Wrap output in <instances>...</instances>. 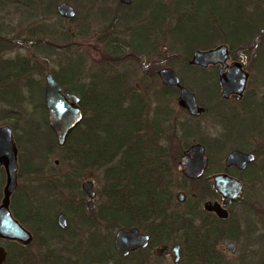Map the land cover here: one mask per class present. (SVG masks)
Instances as JSON below:
<instances>
[{"label":"rangeland","instance_id":"rangeland-1","mask_svg":"<svg viewBox=\"0 0 264 264\" xmlns=\"http://www.w3.org/2000/svg\"><path fill=\"white\" fill-rule=\"evenodd\" d=\"M60 1H67L75 8V18H62L56 13L55 6ZM156 1L159 2V6H166L170 14L166 18L165 28L162 29L160 27H162V19L165 15L163 8L158 7L156 12L151 14V17L149 15L148 22L158 29L154 31V35L150 38L146 51L139 56L129 46V29L133 25L131 22L126 21V19L134 18V6L129 8L118 6L117 0H7L3 5H0V42L10 48L9 51L4 53L3 57L19 56L29 60L35 66L36 69L31 77L34 79L32 81L36 82L41 88L42 94L45 85L44 76L47 72L58 71L61 78L77 74L73 79L64 78L66 85L74 88L79 87L91 75L98 74V72H125L126 76L129 77L130 84L146 96L151 108L158 107L162 111L163 145L169 150V159L173 164L172 177H174L175 184L181 185L184 183L183 165H179L178 162L181 161L183 155V152H180L179 149H182L184 142L189 146L194 142L206 141L210 144L211 151H222L223 155L235 147L231 133L232 116H230L233 112L234 101L221 99L219 85L216 87L214 83V81L218 82L216 68L211 66L198 68L188 65L187 60H189L192 53L189 55L184 53L179 43L174 42V40L178 41L175 37L179 33L174 31L171 33L169 30L176 23L175 16H171L173 0ZM253 1L255 4L264 6V0ZM188 2H190L187 11L188 16L182 22V32L189 34L190 42L194 43L193 38H197L200 41L207 42L206 48L223 43L229 46L228 42L223 41L222 34L224 32L231 33L236 40H246L235 44L233 49L229 46L232 54L230 61H239L249 73V91L251 95L255 96V102L259 103L258 101L264 97V73L259 72L255 56L264 50V19L256 21L253 5L246 7L243 2V8L240 9L238 0H188ZM139 15L141 14L136 13L137 17ZM144 16L142 14L141 19ZM40 25H45L52 31L57 30L55 31L56 35L52 34V37H48V30H45L44 37L40 40L38 39L42 36L41 34H37L35 37L30 36V32L38 30ZM212 29L219 31V35L210 38L208 33ZM252 31L254 32L252 33ZM135 39L137 40L136 43L142 46L145 45L143 39H138L136 36ZM163 47H165L164 50H162ZM39 48L48 49V52H40L41 49ZM66 58L73 61L70 64V70L61 74V69L63 66H67L69 62ZM164 67L174 69L182 84L195 93L198 102L206 108L202 116L193 118L178 105V91L165 93L163 83L158 76V70ZM205 76L210 78L209 83L204 80ZM24 82V78H20L14 81V84L22 90V98L28 102V95L23 87ZM72 91L78 94L77 90ZM214 93L216 94L213 96ZM209 95L213 97H209ZM27 108L32 110L34 108L33 104L30 103ZM254 120H256V117L250 114L240 116L235 123L236 130L244 134L247 133ZM3 124L11 127L10 122L0 123V125ZM185 128H188L189 133V137L186 138H184ZM13 136L14 140L15 137L18 138V143L16 140L15 142L23 161L24 169L17 179V187L23 193L29 192L28 189L31 184H38L43 180L47 181L50 176V178L53 177V174H67L68 168L61 163L60 157L50 155L42 160L43 167L40 168L38 177L34 176L36 180L33 179L32 176L27 174L31 153L25 146V137L21 132L16 134L13 132ZM51 163L53 164L51 165ZM0 172L3 173L2 170ZM87 180L92 181L96 193L93 199L94 210L100 201L99 191L103 181L101 172L92 170L75 180L80 191L66 189L60 192L55 189L54 192H48L56 198L53 200L55 205H49L43 200L41 208L43 216L47 218L49 216L55 220L57 213L63 211V207L69 204L76 210L82 207L83 211L94 217V213H91V210L87 207L88 196L81 189L82 183ZM4 181L3 179L0 185V201ZM177 190L175 195L178 192ZM30 191L32 192V190ZM184 192L187 199L191 198L189 190L185 189ZM194 193H196L195 198H200L204 196L206 191L195 190ZM29 202L30 200H26L24 202L25 206ZM184 208L185 206L178 207L181 211ZM65 216L68 231L58 232L52 236L39 232L35 237L34 242L27 250L32 264H42L41 260L44 254L49 253L48 247L43 244L47 243L49 248L55 249L54 251H61L63 254V250L58 249L62 243L67 242L70 246L73 243L85 245L89 241L90 231L80 227L76 211L72 215ZM182 218L185 219L184 216ZM91 219L93 220V218ZM239 224L242 229L244 228L247 231L252 227V222L246 219L241 220ZM256 226L258 229L255 233L264 236V222H259ZM177 228L179 230V226ZM117 230L118 228H115L112 232L102 230L101 235H107L113 246ZM182 230L183 228L181 232ZM239 242L241 246L238 244L237 250H260V247L264 249V239H261V244L252 245V248H250V235L249 239L247 235L240 237ZM226 243L227 241L220 243L218 248L224 250L227 257L230 258L228 260L233 263L231 253L225 248ZM1 244L6 245L5 242H1ZM63 255L67 256L66 253ZM139 257L141 262L145 260L142 259V255ZM135 260L136 258L132 256L124 264H130L131 261ZM150 260L151 264H172V256L170 255L159 258L152 256ZM140 261L138 262L140 263Z\"/></svg>","mask_w":264,"mask_h":264},{"label":"trees","instance_id":"trees-1","mask_svg":"<svg viewBox=\"0 0 264 264\" xmlns=\"http://www.w3.org/2000/svg\"><path fill=\"white\" fill-rule=\"evenodd\" d=\"M6 1L0 0V5ZM243 2L246 7L253 5L256 21L264 19V6L255 4L253 0H238L240 9L243 8ZM189 3L188 0H173L171 16H175L176 23L169 29L171 33L173 31L179 33L175 37L178 41L174 40V42L179 43L184 53L188 55L199 48L205 49L207 44L206 41H200L197 38H193L195 42L192 43L189 34L182 32V22L188 16ZM147 6L144 21H131L133 26L129 29V46L138 56L146 51L150 38L158 29L148 22L149 15L151 17L157 7L151 5L148 8ZM160 7L166 15L162 19V27H160L162 29L165 28L164 24L170 13L166 6ZM130 20L129 18L128 21ZM44 27L45 25H40L38 30L30 32V36L35 37L41 34L42 36L38 39L40 40L44 37L45 30H48L49 34L46 32L48 37H52V34L56 35L57 30L52 31ZM208 35L210 38L218 36L219 31L212 29ZM222 35L223 41L228 42L231 49L235 44L246 41L236 40L231 33L224 32ZM135 36L143 39L145 45L136 43ZM9 49V46L0 42V123L10 122L15 134L21 132L24 135L25 146L31 153L27 174L33 179H35L34 176L38 177L40 168L43 167L42 160L50 155L59 156L61 163L68 168L67 174L56 173L47 181L31 184L28 189L30 193H23L17 187L11 195V209L14 216L32 229L34 237L40 231L47 236L68 231V226L64 229L58 228L54 218L41 215L39 210L42 208L43 200L49 205H55L53 200L56 198L48 192H54L55 189L60 192L66 189L79 190L75 180L92 170L100 171L103 181L99 191L100 201L96 208L91 210L94 217L89 216L82 207L76 210L67 204L62 209L67 216L76 211L80 227L90 231L89 241L85 245L73 243L70 246L67 242L62 243L58 249L63 250V254L66 253L67 256L61 251L49 248L47 243L43 244L48 247L49 253L44 254L41 263L89 264L112 258L115 264H124L125 260L118 257L113 250L111 239L107 235H101L102 230L112 232L115 228L130 226L148 229L149 226L154 225L153 231L156 233V238L160 241L169 240L173 232L171 224L174 222L169 218L174 208L176 184L172 177L173 164L169 159V150L162 141L164 130L161 109L151 108L146 96L130 84L125 72H98L91 75L79 87L74 88L66 85L64 78L73 79L77 74L61 78L59 72L54 71V77L65 90L78 91L83 111L82 121L70 132L66 142L59 146L55 134L47 123V111L41 88L32 81L34 79L31 76L36 69L35 66L29 60L19 56L3 57ZM39 49H41L40 52H48V49ZM255 57L259 72L264 73V50ZM67 60L69 62L67 66H63L61 74L70 70L73 60ZM20 78L25 80L23 87L28 95V102L22 98V90L14 84V81ZM163 86L165 93L178 91L176 87L164 84ZM30 103L34 107L32 110L27 108ZM184 134V138L189 137L188 128L184 129ZM17 139L15 137L18 143ZM187 146L184 142L182 149H179L180 152H183ZM17 160V176H19L24 169L20 150H18ZM0 170L4 173L3 168ZM3 173L0 172V185L3 179L5 180ZM35 180L33 181L36 182ZM26 200H30L27 206L24 204ZM32 206H34V212L31 209ZM204 227L189 228L183 241L187 250H191L194 257L197 255L198 264H216V261L215 263L212 261L214 258L211 251L216 250V243L221 236L216 228ZM185 230L182 231L185 232ZM6 244L8 254L4 264H32L27 251L32 243L25 246L8 241ZM131 262L130 264H141L138 260Z\"/></svg>","mask_w":264,"mask_h":264},{"label":"flooded vegetation","instance_id":"flooded-vegetation-1","mask_svg":"<svg viewBox=\"0 0 264 264\" xmlns=\"http://www.w3.org/2000/svg\"><path fill=\"white\" fill-rule=\"evenodd\" d=\"M117 5L125 8L134 6L133 12L135 16L130 21L126 19L127 22H131V21L136 22V20L138 21L144 20V17L143 19H141V15L143 14L144 16L145 8L147 5L148 8H150L151 5H154L157 8L160 7L159 2L156 0H130V3L128 4L123 3L120 0H117ZM136 13H139L141 15L137 17ZM225 45L228 47V51H229V59L227 62L228 64H231L236 60L230 61V59L232 58V54L230 53L229 46L227 44ZM217 46L218 45L205 49H199V50H208L211 48H215ZM189 60L187 61L188 64H189ZM189 66L198 67V68H206L211 66L213 68H216V75L218 82L214 81V83L216 84V87H218L219 85L220 88L219 95L221 99L234 101V105L232 109L233 112H231L230 116H232L231 133L235 147L229 150L225 155H223L222 151H214V150L211 151L210 144H208V142L206 141L203 142L202 140L199 142H194L193 144L187 146L186 149L183 151L181 161L178 162L179 165H183L182 173H183L184 183L181 185H175V191L178 189L177 190L178 192H182L184 194V199L182 201L178 200L177 198L178 192L176 193V195L174 192V202H173L174 208H172V213L169 218L170 221L173 220L172 222H174L173 224H171V226L173 225L172 226L173 232L170 239L167 241L166 240L160 241L159 238H156L155 236L156 233H154L153 231L154 225L149 226L150 228L148 229L136 226L140 234L148 236L147 244L145 246L138 247L132 250L126 256H120L117 253L116 248L114 247V241H113V250H115L116 255L121 259H124L125 262H127L132 256L136 258V260L140 261L141 259L139 256L142 255L143 256L142 259L145 260L142 262L140 261L141 264H151L150 258L152 256L155 258L156 257L159 258L170 255L172 256V264H198L196 260L197 255H195L194 257L192 251L187 250V246L183 240L186 238L185 236L187 230L189 231V228L191 229L192 227L199 228L200 226L201 227L205 226L204 228H209V229L216 228L219 235L221 236L216 243V250L211 251V255L214 258L212 259V261L214 263L216 261V264H264V249H261V247L260 250H256V249L237 250L238 244L239 246H241L239 239L240 237H244V235L245 236L247 235L248 239L250 235V240H251V242L249 243L250 248H252L251 247L252 245L256 246L258 244H261V239H264L263 235L261 234L257 235L255 233L258 229L256 226L257 223L264 222V102H263L264 98H261L258 101L259 103L255 102L254 100L255 96L251 95V92L249 91V87H248L250 85L249 84L250 75L244 68L243 69L248 73V76L242 94L239 97H237L238 96L237 94H231L229 97L226 98L221 96V85L218 76V69L220 67L219 64H208L205 67L190 65V64ZM204 80L209 83L208 80H210V78L208 76L207 77L205 76ZM62 89L64 92H67V90H65L63 87ZM215 94L216 93H214L213 96ZM213 96L209 95V97H213ZM198 106L199 108H202V110L199 111L197 114H191L188 110L186 109L185 110L187 111L189 116L193 118H198L202 116L206 111V108L203 105H201L199 102H198ZM248 114L256 117V120L252 122L251 128L247 131V133L244 134L236 130L235 123L237 119L240 118V116L248 115ZM194 144H201L204 147L203 157H205V163L203 166V170L198 176L190 175L188 173V169L186 168V163L190 160V158L193 155V152L190 151V148ZM233 150L240 151L241 153L244 154H250L251 159L246 161L244 165H240V163L227 164L226 158ZM17 175L18 173L16 174V179H18ZM217 175H226L227 177L231 178L232 182L227 183L224 186L225 194L220 192L215 185L214 177ZM235 186L238 187L236 188ZM185 189L191 192V198L187 199V195L184 192ZM195 190H204L206 191V193L204 194V196L200 198H195L196 195V193H194ZM230 190L234 191L236 195L234 198H231L228 201H226V197H227L226 195L228 192H230ZM215 203L220 206L223 213L225 214V215L223 214L224 216L218 215L215 211L209 210L205 207V204H215ZM179 206L181 207L185 206L184 210L183 211L179 210L178 209ZM33 207L34 206H32L31 209L34 212L35 209ZM10 210L12 212L11 198H10ZM39 211L41 212V208ZM59 213H63L66 219V216L63 211H59L57 215ZM41 215L43 214L41 213ZM57 215L55 218L56 224H57ZM181 216H185V219L181 218ZM244 219L252 222L251 224L252 227L248 231L245 230L244 228L242 229V227L239 224L240 221ZM22 225L32 235V240L27 245H25V246H29L34 241L35 238L34 232L32 231L31 228L25 226L24 224ZM57 226L58 228H60L58 224ZM177 226H179V230ZM182 228L186 229L185 232L184 231L181 232ZM8 241L21 244L17 241L0 239V245H2L1 242H5L6 244V242ZM224 241H227L225 248L227 249V251L231 253V257L234 261L233 263L228 260L230 258L227 257L225 251L220 250L218 248L220 243ZM230 243L232 244V246H228V244ZM3 246L6 248L8 254L7 244ZM162 250L164 251L162 252ZM109 260L112 261L113 264H115V260L112 258L101 262H91V263H104ZM75 264H78V262H76Z\"/></svg>","mask_w":264,"mask_h":264},{"label":"water","instance_id":"water-1","mask_svg":"<svg viewBox=\"0 0 264 264\" xmlns=\"http://www.w3.org/2000/svg\"><path fill=\"white\" fill-rule=\"evenodd\" d=\"M123 3H130V0H120ZM56 13L66 19H73L76 16L75 8L67 1H60L55 6ZM165 47L162 48L164 50ZM229 51L225 44L218 45L208 50H194L189 60L190 65L205 67L208 64H219L218 76L221 85V96L229 97L231 94H242L246 84L248 73L243 69L240 62L228 64ZM158 76L164 85L173 86L178 89L177 103L180 107L188 110L191 114H197L199 108L195 94L181 83L180 77L174 69L164 67L158 70ZM43 100L47 111V123L55 134L57 143L62 146L70 132L82 121L83 111L80 106V96L74 92H64L59 82L52 72H47L44 76ZM190 151L192 157L186 163V168L190 175L198 176L203 170L205 163L204 147L201 144H194ZM190 154V153H189ZM188 154V155H189ZM18 149L14 141L13 130L7 125H0V168H3L5 181L0 201V239L17 241L27 245L32 240L31 233L13 216L10 210V198L17 186L16 174L18 170ZM251 159L250 154H244L233 150L226 158L227 164L244 163ZM215 185L218 190L225 194L224 186L232 182L226 175H217ZM236 188L238 186H235ZM82 190L89 198L87 204L91 210L95 191L90 180L82 183ZM234 191L227 193L226 201L235 197ZM178 200L184 199L182 192L177 193ZM209 210L215 211L218 215L224 216L218 204H205ZM224 214V215H223ZM57 224L60 228L66 227V219L63 213L57 215ZM148 241L147 235L139 233L136 226L118 228L114 237V247L120 256L128 255L132 250L145 246ZM232 246V244H228ZM164 250H162L163 252ZM161 252V253H162ZM7 256V250L0 245V264H3ZM91 264H113L112 261Z\"/></svg>","mask_w":264,"mask_h":264}]
</instances>
